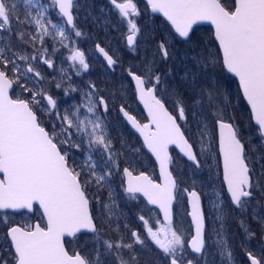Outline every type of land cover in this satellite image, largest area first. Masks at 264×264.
<instances>
[{"label":"snow or ice","instance_id":"1","mask_svg":"<svg viewBox=\"0 0 264 264\" xmlns=\"http://www.w3.org/2000/svg\"><path fill=\"white\" fill-rule=\"evenodd\" d=\"M94 7L0 0V264H234L229 221L246 264H264V0ZM97 56L120 69L112 87L85 78ZM113 110L138 135H114Z\"/></svg>","mask_w":264,"mask_h":264},{"label":"rangeland","instance_id":"2","mask_svg":"<svg viewBox=\"0 0 264 264\" xmlns=\"http://www.w3.org/2000/svg\"><path fill=\"white\" fill-rule=\"evenodd\" d=\"M93 3L95 5V7L91 10L92 16H97L100 18V20H103L105 17L100 12V9L102 7H105V5L107 4V0H93ZM84 17H85V13L82 12L79 20L77 21L78 24L82 28H84L87 32L92 34L94 39L98 38V39L104 40L105 35L108 34L111 39H110V41L104 40V44L109 45V43H110V47L112 50H114L116 52V55H119L126 62L125 67L127 66V63H129V62L135 63V61L132 60L131 54L126 53V51L122 50V46H120L118 44V35L115 31H112L110 28L105 29L103 24H101L99 22L93 23L91 17H89L87 20H85ZM202 28L207 29L209 27H202ZM81 46L84 47L85 49H89V48H91L92 44H91V41H86ZM119 76H120V69H117V71L115 73V77L107 75L105 72V68L103 66V61L97 56L96 62L92 65L91 75L90 76L86 75L85 78L86 79L90 78V79L99 80V81L107 80V81H109L108 87H112L113 80H116L118 83ZM228 83H229V86H230L232 92L235 93L237 90L236 82L234 80H229ZM101 86L103 87L104 85L101 84ZM130 100L131 99H129L128 101H130ZM235 103H236V113H237V115L240 116L241 120L243 121L245 111H244V109H242L240 102H235ZM248 131L249 130L247 129L246 132H248ZM249 134H251V133H249ZM174 155H175V153H174ZM116 188L117 187H114V189H116ZM116 191H119L120 193H122V191H120L119 188ZM204 198H205V207H206V213H207V211L209 209V203H208L209 197L205 196ZM253 226H255V225H253ZM227 231H228V236H229V242L231 243L232 247L235 250L234 264H246V262L241 259V255H243V251L241 250V247H240L242 237L239 233V229H238L235 221H229ZM218 259L219 258L217 257V260Z\"/></svg>","mask_w":264,"mask_h":264},{"label":"flooded vegetation","instance_id":"3","mask_svg":"<svg viewBox=\"0 0 264 264\" xmlns=\"http://www.w3.org/2000/svg\"><path fill=\"white\" fill-rule=\"evenodd\" d=\"M54 19H55V17H54ZM128 104L130 105L132 113L134 115H136L138 119L143 120L145 113H144L143 109L139 106V104L136 101H131V100L128 101ZM111 121H112V124H113L114 129H115L114 135L119 134V133H123L128 138H134L137 135V134H134V131L132 129H130L129 126L126 125V123L123 121L122 116L118 113V111H116V110L112 111ZM144 164L147 167L148 171L151 172L152 167L149 164L147 159L144 160ZM114 187H117L115 189V191L118 190V188H119L117 186V184H113V188ZM116 192L118 193L117 204L119 205V210L127 212L129 219L132 221L133 226H135V221L133 219L134 213L136 211L135 207L131 206L124 199L123 193H120L119 191H116ZM104 195L106 196L107 193H104ZM203 202H204V207H205V198H203ZM205 211H206V207H205Z\"/></svg>","mask_w":264,"mask_h":264},{"label":"trees","instance_id":"4","mask_svg":"<svg viewBox=\"0 0 264 264\" xmlns=\"http://www.w3.org/2000/svg\"><path fill=\"white\" fill-rule=\"evenodd\" d=\"M240 104H241V106H242V109H244V111H245V114H244V117H243L244 120L242 121L243 124L245 125V131H247V129H248V130H249L248 132L251 133V134H253V133H252V128H251V127H248L249 124L252 125V122H250L249 119H248V117H249L248 110H247V108L245 107V105L243 104V102H240ZM252 126H253V125H252ZM241 259L244 260V261L246 262V258H245V256H244V253H243V255H241Z\"/></svg>","mask_w":264,"mask_h":264},{"label":"water","instance_id":"5","mask_svg":"<svg viewBox=\"0 0 264 264\" xmlns=\"http://www.w3.org/2000/svg\"><path fill=\"white\" fill-rule=\"evenodd\" d=\"M201 26H209V25H207V24H203V25H201ZM210 27V26H209ZM100 58V57H99ZM101 60H102V58H100ZM138 103V102H137ZM139 104V103H138ZM244 104H245V106L247 107V109H248V111H249V108H248V106H247V104H246V102H244ZM140 105V104H139ZM141 106V108L143 109V106L142 105H140ZM144 111V110H143ZM145 113V112H144ZM145 115H146V113H145ZM252 122V124H253V126H254V121H251ZM134 131V130H133ZM138 135V134H137ZM178 151V150H177Z\"/></svg>","mask_w":264,"mask_h":264}]
</instances>
